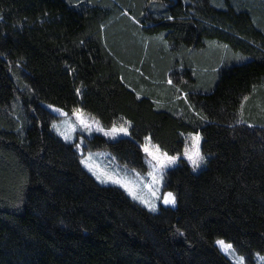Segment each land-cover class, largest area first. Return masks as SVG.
Wrapping results in <instances>:
<instances>
[{"label": "trees", "instance_id": "trees-1", "mask_svg": "<svg viewBox=\"0 0 264 264\" xmlns=\"http://www.w3.org/2000/svg\"><path fill=\"white\" fill-rule=\"evenodd\" d=\"M81 110L140 171L202 136L207 165L169 170L152 212L100 184L54 114ZM252 264L264 255V0H0V264Z\"/></svg>", "mask_w": 264, "mask_h": 264}, {"label": "rangeland", "instance_id": "rangeland-1", "mask_svg": "<svg viewBox=\"0 0 264 264\" xmlns=\"http://www.w3.org/2000/svg\"><path fill=\"white\" fill-rule=\"evenodd\" d=\"M47 108L54 114L55 119L52 122L53 131L62 139L76 144V150L80 155L83 167L100 183L103 185H112L121 188L133 201L142 205L150 210L148 204H154L157 212L161 206L175 207L177 205L175 194L166 189V178L169 170L176 167L181 158L187 159L193 168L194 172H199L207 165V156L202 150V136L199 133L190 134V140L186 144L184 151L176 155H171L160 149L150 137H147L141 144L142 150L145 155V162L147 165L146 171H140L133 168L121 161H119L114 154L109 150H86L88 139L92 138L95 134L106 136L112 140L121 137L130 136V126L127 123L121 124H105L98 117L81 111L76 110L72 113L54 107L47 106ZM80 118H83L88 128H85L80 123ZM115 126L116 129L126 128V132L117 131L111 132ZM109 133V134H105ZM65 136L68 138L65 139ZM199 136L197 142L195 137ZM148 151H145V149ZM199 153L198 159L196 153ZM198 159V166L193 165L192 159ZM175 157L174 162H170L168 158ZM158 158V159H157ZM151 173V175H149ZM97 176L100 178L98 179ZM168 193H172L175 197V204L165 203V199L169 198ZM143 201H147L148 204ZM225 241L222 238L216 240V245L234 264H240V257H243V264H250L244 256L239 254L235 247L225 241L226 244H231L233 250L225 251L217 243V241ZM252 264H264V255L256 254Z\"/></svg>", "mask_w": 264, "mask_h": 264}, {"label": "snow or ice", "instance_id": "snow-or-ice-1", "mask_svg": "<svg viewBox=\"0 0 264 264\" xmlns=\"http://www.w3.org/2000/svg\"><path fill=\"white\" fill-rule=\"evenodd\" d=\"M80 123L83 124L85 128H88V127H89L88 124L85 123V121L83 120V118H80ZM117 131L126 132L127 129H126V128H120V129L118 130V129L115 128V126L111 129V132H112V133H115V132H117ZM105 134H109V133H105ZM67 138H68V137L65 136V139H67ZM195 139H196V141L198 142L199 139H200V137H199V136H196ZM145 151H148V149L146 148ZM196 155H197L198 159H202V157H199V153H198V151H197ZM157 159H158V158H157ZM168 159H169L170 162H174L176 158H175V157H170V158H168ZM189 159H192V161H193V165H194V166H198V159H193V157H191V156L189 157ZM149 175H151V173H149ZM97 178L99 179L100 177L97 176ZM168 197H169V198H166L164 202H165V203L175 204L176 201H175V197L173 196V194H172V193H168ZM143 202L146 203V204H148L147 201H143ZM148 207L150 208V210H153V211L156 210V206H155L154 204H148ZM217 243H218V244L222 247V249L225 250V251L233 250L232 245H231V244H226L225 241H223V240H221V241H217ZM243 259H244L243 257H240V264H243Z\"/></svg>", "mask_w": 264, "mask_h": 264}]
</instances>
